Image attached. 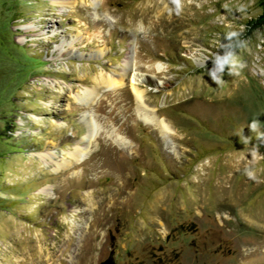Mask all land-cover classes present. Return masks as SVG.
Instances as JSON below:
<instances>
[{
    "label": "rangeland",
    "instance_id": "1",
    "mask_svg": "<svg viewBox=\"0 0 264 264\" xmlns=\"http://www.w3.org/2000/svg\"><path fill=\"white\" fill-rule=\"evenodd\" d=\"M0 264H264V0H0Z\"/></svg>",
    "mask_w": 264,
    "mask_h": 264
},
{
    "label": "bare ground",
    "instance_id": "2",
    "mask_svg": "<svg viewBox=\"0 0 264 264\" xmlns=\"http://www.w3.org/2000/svg\"><path fill=\"white\" fill-rule=\"evenodd\" d=\"M70 44L72 46V42ZM66 48L68 51L71 50L70 47H66ZM60 49L64 50V51L66 50L64 48H60ZM125 64H127V67L130 68V62H128V60L125 61ZM134 79H136V77H134ZM122 80H123V75H118V77H112L109 75H100L98 83L104 84L105 86L111 88L113 86H119L122 83ZM132 88L134 91L135 101L137 103V108H138L137 112L139 115V119L141 121L146 122V124L153 126V128L156 131H158V133L161 135L162 139H165V136H166L165 133L168 130L167 124L165 122H163L162 120L158 119L154 115V113L148 111V109L146 110V108L142 105L141 102H143L142 100H143L144 91L141 89H138L139 88L138 82H136V80H135L134 86ZM93 94H94V88H86V89L82 90L81 92L74 94L73 97H74V100H76L78 104L89 106L90 100L93 99L92 98ZM85 122H86L85 132L83 133L81 138H79L76 141V144L74 143L72 150H69L67 152L69 158H71L75 162L76 161L79 162L82 159L83 155L87 152L88 142H91V140L94 139V137L97 134L96 129H95V125L91 122V120L86 119ZM84 141H86V144L81 145L82 142H84ZM121 143H120V145H121ZM38 156L41 159H45L47 161L49 160V162H51V164L54 163V165L52 164L53 165L52 170H54V171H57L61 168H64L67 165H69V163H70L69 160H65V159L56 161L54 159V153L52 151H49V150L42 151Z\"/></svg>",
    "mask_w": 264,
    "mask_h": 264
},
{
    "label": "clouds",
    "instance_id": "3",
    "mask_svg": "<svg viewBox=\"0 0 264 264\" xmlns=\"http://www.w3.org/2000/svg\"><path fill=\"white\" fill-rule=\"evenodd\" d=\"M174 3L177 7H180V0H174ZM241 36L242 31H233L224 38L225 42L221 43L220 49H222V52L214 55V59H212L213 68L208 72L214 82H223L222 75L226 68L229 74H234L232 70L239 66L237 49L246 43L240 39ZM253 123H258V120L253 121ZM249 127L252 131H258V129H253L251 124Z\"/></svg>",
    "mask_w": 264,
    "mask_h": 264
}]
</instances>
